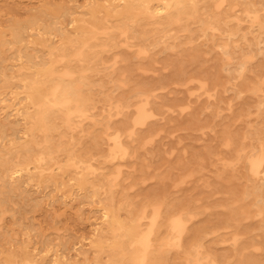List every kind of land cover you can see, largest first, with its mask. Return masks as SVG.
Masks as SVG:
<instances>
[{
    "label": "rangeland",
    "instance_id": "rangeland-1",
    "mask_svg": "<svg viewBox=\"0 0 264 264\" xmlns=\"http://www.w3.org/2000/svg\"><path fill=\"white\" fill-rule=\"evenodd\" d=\"M224 2L129 19L86 0H0V264H264V175L251 164L264 151V0ZM84 20L98 31L87 45ZM56 85L86 110L77 127L52 102L46 117H15ZM144 210L152 232L136 245Z\"/></svg>",
    "mask_w": 264,
    "mask_h": 264
},
{
    "label": "bare ground",
    "instance_id": "bare-ground-1",
    "mask_svg": "<svg viewBox=\"0 0 264 264\" xmlns=\"http://www.w3.org/2000/svg\"><path fill=\"white\" fill-rule=\"evenodd\" d=\"M85 1V0H84ZM185 1H187V0H86V3L89 5V4H95V3H100L104 8H106V9H109L110 11H114V12H119V13H121V14H123L124 16H127V17H129V19H133V17H137V16H139V15H144V16H147V17H149V18H151V19H155V18H163V17H173L174 15H175V12L177 11V10H179L180 9V7H181V5H182V3L183 2H185ZM225 0H221V3H223ZM219 2H220V0H219ZM252 2V1H251ZM7 3H9V2H7ZM258 3V2H257ZM260 3V2H259ZM258 3V4H259ZM48 4H49V2H48ZM51 4H53V3H51ZM82 4V3H81ZM223 4H225V2L223 3ZM85 5V4H84ZM77 6V5H76ZM83 6V5H82ZM87 6V5H86ZM215 6H216V4H215ZM235 6V5H234ZM233 6V7H234ZM242 6V5H241ZM240 6V7H241ZM248 6V5H247ZM75 7V6H74ZM217 7V6H216ZM215 7V8H216ZM37 8V7H36ZM227 8V7H226ZM235 8H237V6L235 7ZM74 9H76V8H74ZM80 9H81V6H80ZM1 10V9H0ZM36 10V9H35ZM34 10V11H35ZM219 10V9H218ZM258 10V9H257ZM32 13V12H31ZM90 13V12H89ZM248 13V12H247ZM30 14V13H29ZM79 14V13H78ZM31 15V14H30ZM49 15V14H48ZM251 15V14H250ZM249 16V15H248ZM255 16H258V15H256L255 14ZM14 17V16H13ZM16 17V16H15ZM70 17H72V16H70ZM18 18V17H17ZM25 18V17H24ZM62 18V17H61ZM66 19H67V17H65ZM1 19V18H0ZM13 19V18H12ZM20 19V18H19ZM23 19V18H22ZM257 19H258V17H257ZM3 20V19H2ZM56 20V19H55ZM69 20V19H68ZM253 20V19H252ZM19 21V20H18ZM74 21V20H73ZM117 21V20H116ZM69 22V21H68ZM71 22V21H70ZM86 21L84 20V25H83V29H82V32H81V42H82V45H87V44H89V42H90V40L91 39H96V38H98V31H96V30H90L91 28L85 23ZM118 22H119V20H118ZM240 22V21H239ZM3 23H5V21L3 22ZM2 23V24H3ZM25 23V22H24ZM73 23V22H72ZM115 23V22H114ZM120 23H122L121 21H120ZM0 24H1V22H0ZM22 24V23H21ZM54 24V23H53ZM71 24V23H70ZM151 24V23H150ZM5 25V24H4ZM3 25V26H4ZM7 25V24H6ZM13 25H15V23L13 24ZM17 25H19V23L17 24ZM9 26V25H8ZM21 26V25H20ZM47 27V26H46ZM45 27V28H46ZM66 27V26H65ZM112 27V25H109L108 26V28H111ZM11 28H12V25H11ZM18 28V27H17ZM187 28V27H186ZM3 29V28H2ZM7 29H9V28H7ZM95 29V28H94ZM13 30V29H12ZM14 30H15V28H14ZM13 30V31H14ZM21 30H22V28H21ZM28 30V29H27ZM46 30V29H45ZM45 30H42V31H45ZM63 30V29H62ZM104 30V29H103ZM128 27H126V28H123L122 30H121V34L122 35H124L125 36V41H128L129 40V38H130V36H129V34H128ZM163 30V29H162ZM157 31V30H156ZM160 31V30H159ZM215 31H216V29H215ZM218 31V30H217ZM15 32V31H14ZM16 32H17V30H16ZM103 32V31H102ZM105 32V31H104ZM5 33H7V32H5ZM72 33V32H71ZM173 33V32H172ZM209 33V32H208ZM8 34V33H7ZM54 34V33H53ZM158 34V33H157ZM9 36H11L10 34H8ZM59 35V34H58ZM75 35V34H74ZM64 36V35H63ZM106 36H108V35H106ZM113 36V35H112ZM209 36V35H208ZM6 37V36H5ZM152 37V36H151ZM2 38V37H1ZM8 38V37H7ZM61 38V37H60ZM142 38V37H141ZM19 39V38H18ZM8 40V39H7ZM168 40V39H167ZM10 41H12V39L10 40ZM10 41H9V43H10ZM114 41V40H113ZM117 41V40H116ZM192 41V40H191ZM190 41V42H191ZM3 42H4V40H3ZM17 42V41H16ZM59 42V41H58ZM51 43H53V42H51ZM12 44V43H11ZM111 44V43H110ZM116 44V43H115ZM123 44V43H122ZM126 44V43H125ZM124 44V45H125ZM194 44V43H193ZM53 45H54V43H53ZM103 46V45H102ZM114 46V45H113ZM127 46V45H126ZM27 47V46H26ZM25 47V48H26ZM40 47V46H39ZM112 47V46H111ZM28 48V47H27ZM34 48V47H33ZM104 48H106V47H104ZM31 49V48H30ZM129 49V48H128ZM132 49H133V47H132ZM152 49H153V47H152ZM27 50V49H26ZM201 50V49H200ZM17 51V50H16ZM33 51V50H32ZM31 51V52H32ZM39 51V50H38ZM141 50H139L138 49V52H140ZM181 51H182V49H181ZM24 52H25V50H24ZM27 53H28V51H26ZM43 52V51H42ZM118 52V51H117ZM143 52H146V50H143ZM197 52H198V50H197ZM209 52V51H208ZM1 53V52H0ZM26 53V54H27ZM37 53V52H36ZM41 53V52H40ZM49 53V52H48ZM127 53V52H126ZM148 53V52H147ZM166 53V52H165ZM182 53V52H181ZM236 53V52H235ZM29 54V53H28ZM33 54V53H32ZM38 54H39V52H38ZM131 54V53H130ZM142 54H144V53H142ZM146 54V53H145ZM152 54V53H151ZM19 55V54H18ZM70 55V54H69ZM141 55V54H140ZM192 55V54H191ZM219 55V54H218ZM113 56H115V54L113 55ZM128 56V55H127ZM133 56V54L131 55V57ZM143 56V55H142ZM145 56H147V55H145ZM152 56V55H151ZM39 57H40V55H39ZM197 57V56H196ZM17 58V57H16ZM129 58V57H128ZM127 58V59H128ZM137 58V57H136ZM34 59V58H33ZM32 59V60H33ZM38 59V58H37ZM131 59V58H130ZM154 59V58H153ZM157 59V58H156ZM225 59H227V58H225ZM42 60V59H41ZM234 60V59H233ZM236 60V59H235ZM7 61V60H6ZM31 61V60H30ZM34 61V60H33ZM121 61H122V59H121ZM156 61V60H155ZM228 61V60H227ZM1 62V61H0ZM24 62V61H23ZM237 62V61H236ZM235 62V63H236ZM122 63V62H121ZM120 63V64H121ZM37 64V63H36ZM43 64V63H42ZM91 64V63H90ZM123 64V63H122ZM140 64H142L141 62H140ZM41 65V64H40ZM146 65V64H145ZM84 66H86V65H84ZM90 66V65H89ZM121 66V65H120ZM120 66H119V68H120ZM143 66H144V64H143ZM142 66V67H143ZM147 66V65H146ZM34 67V66H33ZM127 67V66H126ZM138 67V66H137ZM139 67H141V66H139ZM124 67H123V65H122V69H123ZM127 68H129V67H127ZM236 68V67H235ZM9 69H10V67H9ZM85 69V68H84ZM121 69V68H120ZM119 69V70H120ZM121 69V70H122ZM125 69V68H124ZM131 69H132V67H131ZM131 69H130V71H131ZM128 70V69H127ZM143 71V70H142ZM234 71H235V69H234ZM119 72V71H118ZM129 72V71H128ZM65 73H66V71H65ZM60 74V73H59ZM72 74V73H71ZM68 74H66V75H64V77L65 76H67ZM77 74H75V76H76ZM104 75H105V73H104ZM62 76V75H61ZM69 76V75H68ZM67 76V77H68ZM109 76V75H108ZM72 77H73V74H72ZM124 77V76H123ZM11 78V77H10ZM192 79V78H191ZM190 79V80H191ZM194 79V78H193ZM104 81H107V80H104ZM197 81V80H196ZM8 82V81H7ZM24 82V81H23ZM96 82H97V80H96ZM125 82V81H124ZM123 82V83H124ZM201 82V81H200ZM78 83V82H77ZM122 83V82H121ZM203 83V82H202ZM204 84H206L205 82H204ZM78 85V84H77ZM80 85H82V84H80ZM126 85V84H125ZM198 85V84H197ZM20 86V85H19ZM115 86V85H114ZM203 86H205V85H203ZM203 86H202V88H201V90H203ZM28 87V86H27ZM82 87V86H81ZM20 88V87H19ZM111 90V89H110ZM117 91V90H116ZM260 91V90H259ZM258 90H257V92H259ZM12 93V92H11ZM51 94V96L50 97H41L40 99H37V100H31V102H30V104H29V106L27 107V109L24 107V106H18V107H16L15 106V108H13V111L15 112L14 113V115L15 114H17V115H24V116H27V114L28 113H30V111L28 110V108L29 107H31V106H38L37 107V109H36V113H38V114H40V116H41V118H43V117H46V115H47V113H48V111L47 110H45V109H43V103H45V102H52L54 105L55 104H58L62 109H63V111H64V115L66 116V123H67V125L70 127V128H75V127H77V125H78V121H76L72 116H73V114L75 113V112H79L80 113V115L81 116H85L86 115V110L85 109H83V108H81V107H78L77 105V107H75L74 106V108H73V106L71 105V104H69V101H71L68 97H66V96H63V94H62V92H61V89H59V86L58 85H56L54 88H53V90L50 92ZM114 93V92H113ZM155 93V92H154ZM215 93V92H214ZM261 93H264V92H261ZM15 94V93H14ZM115 94V93H114ZM10 95V94H9ZM13 95V94H12ZM208 95H210L209 93H208ZM207 95V96H208ZM28 96H31L30 94L28 95ZM72 96H73V94H72ZM10 97V96H9ZM12 97V96H11ZM13 97H16V96H13ZM146 97V96H145ZM210 96H208V98H209ZM24 98L26 99V97L24 96ZM24 98H20V100L21 99H23L24 100ZM149 98V97H148ZM4 99V98H3ZM8 99V98H7ZM14 99V98H13ZM29 99V98H28ZM133 99V98H132ZM2 100V99H1ZM0 100V101H1ZM10 100H12V99H10ZM16 101V100H15ZM17 101H18V99H17ZM28 101V100H27ZM2 102V101H1ZM1 102H0V105H1ZM140 102H141V99H140ZM149 101H148V99L145 101V104H147ZM77 103H79V102H77ZM76 103V104H77ZM136 104H137V102H135ZM15 104V103H14ZM18 104H20V103H18ZM17 104V105H18ZM120 105V104H119ZM121 105H123V104H121ZM142 105H144L143 103H142ZM141 105V106H142ZM59 107V108H60ZM114 107H116V106H114ZM121 106H119V108H120ZM126 107H127V105H126ZM131 107V106H130ZM143 107H145V105L143 106ZM143 107H141V108H143ZM151 107V106H150ZM4 107H1V109H3ZM6 108H7V106H6ZM5 108V109H6ZM33 108V107H32ZM109 108V107H108ZM135 108V107H134ZM185 108V107H184ZM188 108V107H187ZM0 109V110H1ZM5 109H3V110H5ZM94 109V108H93ZM92 109V110H93ZM100 109V108H99ZM183 109V108H182ZM91 110V111H92ZM184 110V109H183ZM119 111V110H118ZM117 111V112H118ZM147 111V109H145V108H143V109H141V112H143V114L144 113H147L146 112ZM2 112V111H1ZM0 112V113H1ZM120 112V111H119ZM8 113V112H7ZM11 113V112H10ZM100 113V112H99ZM98 113V115H100ZM122 113V112H121ZM92 114V113H91ZM8 115V114H7ZM75 115V114H74ZM94 115V114H93ZM119 115V114H118ZM121 115V114H120ZM122 116H124V115H122ZM11 117V116H10ZM15 117H16V115H15ZM23 117V116H22ZM0 118H1V116H0ZM19 118H21V117H19ZM6 119V118H5ZM14 119V118H13ZM26 119V118H25ZM18 120V119H17ZM20 120H22V119H20ZM19 120V121H20ZM24 120V119H23ZM144 121V120H143ZM13 122V120L10 122V123H12ZM16 122V121H15ZM14 122V123H15ZM111 122V121H110ZM133 122V121H132ZM138 123V122H137ZM15 124H17V123H15ZM14 124V125H15ZM116 124V123H115ZM143 125V124H142ZM145 125V124H144ZM10 126V125H9ZM13 129V128H12ZM15 130V129H14ZM72 130V129H71ZM48 131V130H47ZM24 132V131H23ZM133 132V131H132ZM14 133V132H13ZM17 133H19V132H17ZM134 133V132H133ZM25 134V133H24ZM19 135V134H18ZM98 135H99V133H98ZM113 135V133H110L109 134V136L113 139V141H114V146L116 147H121L122 145H121V142H120V135H117V136H112ZM13 136V135H12ZM21 136V135H20ZM23 136V135H22ZM27 136V135H26ZM64 136V135H63ZM65 137V136H64ZM73 137V136H72ZM131 137V136H130ZM21 138V137H20ZM66 138V137H65ZM122 140V139H121ZM9 141V140H8ZM39 141V140H38ZM5 142V139H4V141H3V143ZM139 142V141H138ZM10 143V142H9ZM47 143V142H46ZM8 144V143H7ZM12 144V143H11ZM124 145H125V143H123ZM228 144V143H227ZM51 145V144H50ZM88 145V144H87ZM127 145V144H126ZM42 146V145H41ZM227 146V145H226ZM1 147H3V146H1ZM138 147V146H137ZM112 148V147H111ZM122 148V147H121ZM136 148V147H135ZM60 149V148H59ZM119 150H121L120 148H118ZM124 150H125V152H126V148L124 147L123 148ZM130 149V148H129ZM131 149H132V147H131ZM262 149V148H261ZM111 150V149H110ZM112 150H114V149H112ZM123 150V151H124ZM252 151V150H251ZM80 153V152H79ZM132 153V152H131ZM131 153H129V154H131ZM244 153V152H243ZM255 154V153H254ZM259 154V153H258ZM83 155H87V154H83ZM238 155V154H237ZM256 156V155H255ZM46 157V155L44 154V152H42L41 153V155L39 156V159H44ZM85 157V156H84ZM126 157V156H125ZM238 158H239V156H238ZM253 158V157H252ZM131 159V158H130ZM253 159H255V158H253ZM248 160V159H247ZM252 159H250V161H251ZM75 162V161H74ZM227 162V161H226ZM236 162V161H235ZM238 162V161H237ZM264 151L261 153V155H259L258 156V158L257 159H255V160H253V162L251 163L252 164V171H253V173L255 174V175H264ZM84 163V162H83ZM223 163V162H222ZM231 163V162H230ZM232 163H233V161H232ZM250 163V162H249ZM79 164V163H78ZM251 164H250V166H251ZM123 165V164H122ZM126 165V164H125ZM224 165V164H223ZM227 165H228V163H227ZM226 165V166H227ZM95 166V165H94ZM232 166V165H231ZM78 167H79V165H78ZM88 167H93V165L92 164H90V165H88ZM134 167V166H133ZM229 167V166H228ZM82 168V167H81ZM108 168V167H107ZM121 168H123V167H121ZM118 169H119V167H118ZM133 169V168H132ZM23 170H24V167L23 166H15V167H13V169H12V178H14V179H16V178H21L24 174V172H23ZM106 170V169H105ZM121 170V169H120ZM249 170H250V167H249ZM96 171H99V170H96ZM108 171V170H107ZM134 171H135V169H134ZM118 172V171H117ZM4 174V173H3ZM94 174V173H93ZM106 174H108V173H106ZM249 174H251V173H249ZM109 175V174H108ZM118 175H120V174H118ZM117 175V176H118ZM125 175H127V174H125ZM115 176V175H114ZM251 176H253V175H251ZM27 177V176H26ZM107 177H110V176H107ZM111 177H113V176H111ZM128 177H130V176H128ZM264 177V176H263ZM6 178V177H5ZM108 180H110V179H108ZM4 181V180H3ZM89 181V180H88ZM8 182V181H7ZM26 183V182H25ZM77 183V182H76ZM2 185V184H1ZM138 185V184H137ZM10 186V185H9ZM37 187H38V185H37ZM36 187V188H37ZM10 188V187H9ZM128 188V187H127ZM1 189V188H0ZM27 189V188H26ZM39 190V189H38ZM78 190V189H77ZM16 191V190H15ZM56 191V190H55ZM54 191V192H55ZM2 192V191H1ZM8 192V191H7ZM10 192V191H9ZM51 192V191H50ZM49 192V193H50ZM76 192V191H75ZM3 193V192H2ZM52 193V192H51ZM8 195V194H7ZM134 195V194H133ZM33 196H34V194H33ZM80 196V195H79ZM78 196V197H79ZM50 198H51V196H49ZM60 197H62V196H60ZM125 197V196H124ZM36 198H37V196H36ZM118 198V197H117ZM129 198H130V196H129ZM23 199V198H22ZM64 199V198H63ZM129 200V199H128ZM86 201V200H85ZM119 201V200H118ZM87 202V201H86ZM64 203V202H63ZM83 204H84V201L82 202ZM81 203V204H82ZM98 203V202H97ZM27 204V203H26ZM92 204V203H91ZM99 204V203H98ZM129 205H130V203H129ZM139 207V206H138ZM153 207V206H152ZM160 207L161 206H159V209H160ZM83 208V207H82ZM155 208V207H154ZM84 209V208H83ZM82 209V210H83ZM158 209V208H157ZM162 209V208H161ZM13 210V209H12ZM30 210V209H29ZM81 210V209H80ZM98 210H100V209H98ZM5 211V210H4ZM146 211L147 210H144L142 213H140V215H139V217H138V222H137V224L134 226V228H133V232H131L130 234L133 236V243L135 244L136 243V245H137V243H139L141 240H143V239H149L150 238V235H151V232H152V229L150 230V231H146V232H148L147 234L144 232V227H143V219L145 218V216H146ZM11 212V211H10ZM16 212V211H15ZM160 212V211H159ZM31 213V212H30ZM261 213V212H260ZM83 214V213H82ZM100 214V213H99ZM160 214V213H159ZM14 215V214H13ZM126 215V214H125ZM189 215H191V214H189ZM100 216V215H99ZM108 216H109V213H108V211L107 210H104L103 211V214H102V216L101 217H103V218H108ZM153 216L155 217V214L153 213ZM4 217V216H3ZM2 217V218H3ZM176 217V216H175ZM1 218V217H0ZM6 219H7V217H5ZM93 218V217H92ZM193 218H194V216H193ZM192 218V219H193ZM94 219V218H93ZM178 219V218H177ZM249 219V218H248ZM151 220H152V218H151ZM154 220V219H153ZM185 220V219H184ZM1 221V220H0ZM150 221V220H149ZM12 222V221H11ZM11 222H9L10 224H11ZM174 222V221H173ZM151 223V222H150ZM153 223H155V222H153ZM183 223V222H182ZM2 225V224H1ZM174 225H175V227H176V229L178 228V229H181L180 228V223H179V221H177V222H175L174 223ZM187 225V224H186ZM9 226H11V225H9ZM94 226V225H93ZM96 226V225H95ZM98 226V225H97ZM151 226V225H150ZM153 227H154V225H153ZM152 227V228H153ZM184 227V226H183ZM149 228V227H148ZM6 229V228H5ZM36 229V228H35ZM174 229V228H173ZM183 229H185V228H183ZM225 229V228H224ZM4 231V230H3ZM15 231V230H14ZM18 231V230H17ZM39 231V230H38ZM180 231H183V230H180ZM9 232H11V231H9ZM47 232V231H46ZM97 231H95V233H96ZM110 232V231H109ZM20 233V232H19ZM33 233V232H32ZM171 233V232H170ZM183 233V232H182ZM153 234V233H152ZM178 234V233H177ZM181 234V233H180ZM3 235H4V233H3ZM22 235V234H21ZM182 235V234H181ZM181 235H180V237H181ZM74 236V235H73ZM82 236V235H81ZM2 237H5V236H2ZM22 237V236H21ZM67 237V236H66ZM86 237H87V235H86ZM179 237V238H180ZM206 237V236H205ZM0 238H1V236H0ZM71 238H73L72 237V235H71ZM80 238V237H79ZM90 238V237H89ZM7 239H8V237H7ZM68 239V238H67ZM70 239V238H69ZM178 239V238H177ZM176 239V240H177ZM23 240V239H22ZM21 240V241H22ZM27 240V239H26ZM25 240V241H26ZM74 240V239H73ZM175 240V242H177ZM111 241V240H110ZM178 241H179V239H178ZM235 241H236V239H235ZM42 242V241H41ZM75 243V242H74ZM150 243V242H149ZM169 243H171V242H169ZM235 244V243H234ZM150 245V244H149ZM174 245V244H173ZM88 246V245H87ZM170 246V245H169ZM73 247V246H72ZM179 247H180V245H179ZM74 248V247H73ZM72 248V249H73ZM149 246H148V250H149ZM176 248V247H175ZM239 248V247H238ZM181 249V248H180ZM193 249V248H192ZM201 249V248H200ZM77 250H78V248H77ZM194 251V250H193ZM148 252V251H147ZM198 254V253H197ZM147 257V256H146ZM241 257V256H240ZM247 258V257H246ZM145 256L143 257V263H144V261H145ZM207 259V258H206ZM245 259V258H244ZM248 260V259H247ZM191 261H193V260H191ZM205 261V260H204ZM197 262V261H196ZM212 262L213 261H211V264H212ZM30 264H34V261L33 260H31L30 261ZM64 264H70L67 260L65 261V263ZM191 264V263H190ZM193 264V263H192ZM234 264H236V263H234ZM239 264H241V262L239 263ZM244 264H247V263H244Z\"/></svg>",
    "mask_w": 264,
    "mask_h": 264
}]
</instances>
